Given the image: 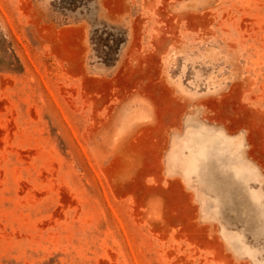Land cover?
Here are the masks:
<instances>
[{
	"label": "rangeland",
	"instance_id": "1",
	"mask_svg": "<svg viewBox=\"0 0 264 264\" xmlns=\"http://www.w3.org/2000/svg\"><path fill=\"white\" fill-rule=\"evenodd\" d=\"M107 26L111 40L94 35ZM129 26L144 28L134 56L188 102L175 127L198 113L228 135L242 130L264 168V0H0V264H253L194 192L163 175L166 141L152 117H127L123 132L117 98L86 93L88 68L113 60ZM128 142L143 160L129 158ZM183 145L185 173L214 209L260 237L262 195L237 193L217 173L243 182L239 143L202 128Z\"/></svg>",
	"mask_w": 264,
	"mask_h": 264
},
{
	"label": "crops",
	"instance_id": "2",
	"mask_svg": "<svg viewBox=\"0 0 264 264\" xmlns=\"http://www.w3.org/2000/svg\"><path fill=\"white\" fill-rule=\"evenodd\" d=\"M108 27V28H107ZM97 29L95 31L96 37H107L111 40L112 37L107 34L108 29H112L110 26ZM142 26H129L124 31V39L117 47L113 60L109 64H104L100 59L95 63H92L89 69V73L84 78L85 91L90 94L92 98L98 95L100 97H116L117 105L113 110L118 114V126L123 125V132L126 130V125L130 121H126L127 117H133L134 114H143L147 118L150 116L153 120L154 137L162 138L166 141V147L163 148V175L171 181L179 182L187 191L194 192L198 205L204 213L209 214L215 223L217 228L223 236L224 240L229 244L233 252L238 257L249 259L253 264H260V261L264 260V233L260 237H253L246 229L242 228V225L237 224L235 221V215H230L229 212L224 213L226 209L217 212L216 204L211 199L214 197L212 193L207 189L205 184L199 183L196 176L187 175L184 168V157L187 154L184 149L183 142L188 138L189 133L205 129L212 133H222L225 137L232 139L239 143V146L234 153V160L245 167H248L244 171L241 183L237 182L231 172L225 170H218L217 173H222V177H226L225 187H229L235 192H246L247 189L254 190L262 195V203L264 204V168L257 164L255 160L249 154L250 145L248 143V137L244 131H239L234 135H228L221 128L205 125L200 121L198 113L183 114L181 119L182 127L178 130L175 126L176 119L179 114L184 112V103L188 105L185 99H180L178 89L175 90L178 97L174 94L172 85H167L162 82L159 72V59L156 58L153 66H155L156 72H150L148 65V58H142L139 54L134 56V41L136 39L135 34L144 31ZM111 42V41H110ZM184 65L179 68V71L175 73L177 77H180L181 85L184 86ZM176 81V80H175ZM153 97L154 99H151ZM178 98L177 100L174 99ZM181 97V96H180ZM187 108H189L187 106ZM125 134V133H124ZM167 135V136H166ZM127 136V134L125 135ZM166 137V138H165ZM132 142H128L127 148H134L130 159L143 160L142 156H137V151L141 148H137ZM136 148V149H135ZM152 148L157 152H160V146L153 144ZM128 152V151H127ZM143 154V153H142ZM214 167L215 162L211 163ZM223 165H230L226 157H222ZM218 168V167H217ZM224 171V172H222ZM221 203V202H219ZM222 204V203H221ZM215 208V209H214ZM221 209V205H220ZM243 235L241 244L234 240V233ZM249 245L254 250H259L260 253H255L253 258L245 253L243 245Z\"/></svg>",
	"mask_w": 264,
	"mask_h": 264
},
{
	"label": "bare ground",
	"instance_id": "3",
	"mask_svg": "<svg viewBox=\"0 0 264 264\" xmlns=\"http://www.w3.org/2000/svg\"><path fill=\"white\" fill-rule=\"evenodd\" d=\"M228 145L231 147V150L230 151L234 150V147H232V143H228ZM208 185L211 188H213L212 186H214L213 184H211V182H208Z\"/></svg>",
	"mask_w": 264,
	"mask_h": 264
}]
</instances>
